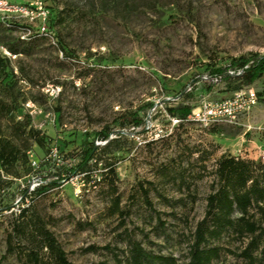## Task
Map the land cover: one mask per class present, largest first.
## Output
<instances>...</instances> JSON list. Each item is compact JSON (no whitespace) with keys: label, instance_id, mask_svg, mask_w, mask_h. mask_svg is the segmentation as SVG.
<instances>
[{"label":"rangeland","instance_id":"1","mask_svg":"<svg viewBox=\"0 0 264 264\" xmlns=\"http://www.w3.org/2000/svg\"><path fill=\"white\" fill-rule=\"evenodd\" d=\"M44 23L55 32L59 46L47 40L28 44L29 52L14 55L33 23L11 16L1 20L0 57L8 62L0 72V101L12 112H0V135L29 121L45 146L30 141L27 161L5 176L0 189V264H21L28 241L9 234L19 210L40 218L54 233L73 264H115L125 261L128 237L156 254L186 264L192 233L204 218L213 191L216 162L223 155L263 161L264 81L230 90L222 80L204 85L206 65H223L232 57L264 56V0H40ZM23 5L24 0H9ZM7 16V15H6ZM38 16V14H37ZM63 21L56 23L58 17ZM173 19H170V18ZM13 26V27H10ZM8 52L10 56L6 54ZM59 87L57 97L46 92ZM253 89L257 104L237 125L203 128L179 123L166 108L185 103L231 98ZM27 102L34 104L30 111ZM141 111V127L119 128L115 121ZM109 126L111 138L123 135L111 153L117 173L120 209L111 214L107 181L72 175L83 140ZM107 142L97 141L98 147ZM98 182V181H97ZM49 186L40 196L32 188ZM148 194L150 205L146 202ZM264 227V218L257 216ZM248 239L226 236L219 243L222 258L214 264H236Z\"/></svg>","mask_w":264,"mask_h":264},{"label":"trees","instance_id":"2","mask_svg":"<svg viewBox=\"0 0 264 264\" xmlns=\"http://www.w3.org/2000/svg\"><path fill=\"white\" fill-rule=\"evenodd\" d=\"M170 19H173L172 17ZM63 19L59 16L56 23ZM10 27H13L10 25ZM46 40L37 35L20 41V44H27L20 48V45H12L9 50L14 55L27 54L28 44L38 40ZM8 60L0 57V72L6 73ZM205 73L213 78L222 80L231 87L230 90H240L243 87L252 86L259 81H264V56L250 54L240 57H232L227 63L218 65L209 63L206 65ZM204 85L209 82L204 81ZM211 90V86H207ZM154 104L144 105L138 112L130 113L115 121V124L126 129L129 126L139 128L144 120L140 115L141 111L146 114ZM195 106L179 103L176 106L167 107L166 111L170 118L176 119L179 123L192 122L189 120ZM12 112L7 105L0 101V112ZM29 128V121L20 122L13 128V137L0 135V189L6 182L5 176L13 175V170L19 162L27 161V152L31 149L30 141L39 146H45V139L40 137V131ZM219 127H212L211 130ZM113 130L106 126L102 131L94 133V140L91 141V134H87L82 142L78 162L71 168L72 175L83 174L90 182L92 168H99L102 172L95 181L99 185L107 181L112 193L111 214H120L122 219L127 215L120 209V197L117 196V173L112 162L102 158V155L109 154L119 144L123 135L111 138ZM107 142L105 146L98 147L96 142ZM215 183L213 191L207 197V205L204 218L198 222L195 231L192 233L187 254L186 264H214L222 258L225 251L219 243L226 236L233 235L238 240L248 239L244 250L240 253L241 263L236 264H264V227L257 219V216L264 218V162L248 160L233 156L223 155L216 162ZM98 181V182H97ZM49 186H37L33 195L40 196L48 192ZM146 202L150 205L148 194L145 192ZM30 210L23 207L13 225V231L9 234V253H14L12 244L14 238H24L28 241V247L22 251L21 264H73L68 254L59 243L54 233L47 227L40 218L28 217ZM128 250L126 260L123 261L117 256L115 264H178L173 256L156 254L143 247L142 243L135 238L128 237Z\"/></svg>","mask_w":264,"mask_h":264},{"label":"built area","instance_id":"3","mask_svg":"<svg viewBox=\"0 0 264 264\" xmlns=\"http://www.w3.org/2000/svg\"><path fill=\"white\" fill-rule=\"evenodd\" d=\"M24 3L25 4L20 5L11 3L9 0H0L1 20L10 18L11 16H18L20 18H27L33 23L38 17H42L43 23L37 26L35 35L44 37L52 46L58 47L59 40L55 32L44 23L47 18V13L44 10L42 2L40 0H24ZM26 35L27 36L22 38L23 40L34 36L31 28L28 29ZM6 54L10 56L8 52H6ZM206 80L218 81V79H213L211 77H206ZM60 91L59 87H51L46 90L52 97H57ZM256 104V92H254L253 89L243 90L236 92L231 98L225 100L214 102L204 101L200 106L193 109L189 120L203 128L237 125L240 116L247 113ZM34 107V104L27 102L26 108L30 113ZM34 189L35 187L31 190L33 191Z\"/></svg>","mask_w":264,"mask_h":264}]
</instances>
